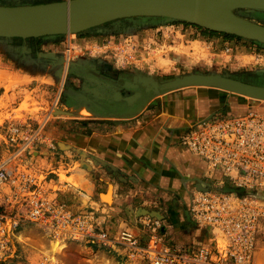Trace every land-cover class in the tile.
<instances>
[{"label": "crops", "instance_id": "obj_1", "mask_svg": "<svg viewBox=\"0 0 264 264\" xmlns=\"http://www.w3.org/2000/svg\"><path fill=\"white\" fill-rule=\"evenodd\" d=\"M167 24H160L163 25L160 27H166ZM154 27H144L142 39L151 36L156 41L154 32L160 28ZM96 32L105 34L109 31L103 28ZM11 41H0V47L17 51L18 46L10 44ZM48 53L50 55L54 51ZM51 57L54 63L63 60L60 55L59 58ZM99 61L104 62L99 68L91 66L93 62L80 63L84 71L77 73L80 74L77 93L81 99L76 111L89 107L92 111L88 110L94 116L72 111H66L65 115L49 116L43 122L44 131L54 142L55 148L44 143L35 145L25 160L27 166L38 175L50 193L74 209L106 206L108 214L104 226L113 230L115 223V230L110 231L112 234L126 226L138 231L137 224L141 217L149 215L144 211L147 209L162 215L161 232L166 243L183 246L188 242H183L181 238H188L191 239L189 243H197V239H201L199 245L208 244L212 237L210 231L192 219L189 213L190 200L195 190L218 184L220 177L217 173L211 176L207 163L180 140L199 119L220 113L228 114L233 110L237 114L243 113L250 108L246 104L249 101L230 97L229 93L226 98H220L216 90L223 91L221 89L184 87L158 96L145 97L144 93L129 104L123 98L133 95L135 90L123 85L126 81H132V76L137 72L145 74L144 70L136 67L123 69L125 67L116 66L102 56H99ZM96 62L94 65L97 66ZM109 66L115 68L112 69L115 73L107 71ZM65 69L60 81L62 86L67 74ZM26 73L35 78H42L43 73L49 74L43 70ZM55 73L49 75L56 82ZM120 74L122 79L118 78ZM116 92L121 93V100L114 99ZM11 104L9 109L13 107ZM71 106L69 101L59 104L58 100L56 103V107L63 111ZM221 107H224L223 112H217ZM12 119L0 124V142L3 140L7 143V128ZM25 120L33 125L40 122L34 116ZM9 154V150L0 149V161ZM224 183L222 187H216L224 189L226 180ZM109 191V196H104ZM175 235L181 238H175ZM84 248L116 259V253L112 250L92 246Z\"/></svg>", "mask_w": 264, "mask_h": 264}, {"label": "built area", "instance_id": "obj_2", "mask_svg": "<svg viewBox=\"0 0 264 264\" xmlns=\"http://www.w3.org/2000/svg\"><path fill=\"white\" fill-rule=\"evenodd\" d=\"M155 43L151 36L123 34L88 48L125 67L144 63ZM19 120L9 122L6 135L7 143L17 148L0 161V264L16 258L15 244H22L16 231L31 225L51 241L112 250L117 264H264V199L251 193L264 192V109L201 118L181 137V143L207 163L209 174L220 177L217 186L229 180L234 188L247 191L215 186L192 193L191 216L212 236L208 244L193 248L166 243L160 218L144 215L138 231L126 226L112 234L104 226L106 206L74 209L59 200L25 161L37 144L55 148L44 131L45 122ZM30 264L62 263L54 255L41 254Z\"/></svg>", "mask_w": 264, "mask_h": 264}, {"label": "rangeland", "instance_id": "obj_3", "mask_svg": "<svg viewBox=\"0 0 264 264\" xmlns=\"http://www.w3.org/2000/svg\"><path fill=\"white\" fill-rule=\"evenodd\" d=\"M24 2H28V0H0V4H18ZM239 11L244 16L264 24V11L246 9ZM124 22L126 26L122 25L124 27L115 28L105 34L96 32L97 29L105 27L100 26L101 28H96V30H92L93 32L55 35L54 39H39L32 44L35 46L34 50L26 45V43H24L25 46L23 48L18 46L17 51L5 50L3 47H0V111L6 110L0 113V124L10 118L25 120L33 116L38 117L43 124L51 115H65L66 113L54 112V109L57 108L56 103L58 100L59 104L69 101L72 106L65 111L76 113V110L79 109L76 107L78 106L77 103L81 99V96L77 93V89L79 88L77 87L79 82L78 76L80 75L77 73L84 71L80 68V63L93 62L91 66L97 68L104 63L99 61L98 55L91 54L88 47L92 43H102L105 39H118L123 34H133L140 39L142 38L141 31L144 29L143 24L145 21L130 20ZM152 22H155L153 26L160 28L154 32L157 40V43H155L156 48L146 55L144 63H138L137 66H125L124 69L136 67L135 69L144 70L145 74L153 75L160 79L191 72L230 73L242 80H253L264 84V75L256 72L257 70L264 69V45L245 38L227 37L221 33H205L198 27L181 24L182 22H170L166 27H160L163 25H160L159 21ZM134 25L142 26L135 27ZM150 30L152 31V29ZM21 43L23 42L14 41V39L10 42L13 45H20ZM71 46H73V49H71ZM49 51H54V53L47 55ZM59 55L63 58L61 63H54L53 59H50L52 58L51 56H54V58L58 56L59 58ZM71 62L78 63L79 66L75 65V68L69 69ZM94 62L98 63L97 66L94 65ZM105 65L107 67V64ZM109 68L107 71L113 69L110 66ZM64 69L65 73H67V79L65 77L62 86L60 81ZM38 70L48 71L49 74L57 72L56 82L55 78L47 73H43L42 78L26 75V72L36 73ZM113 70L112 72L115 73ZM116 73H119V71ZM71 78H74L75 82L71 81ZM216 93L220 98L223 96L226 98L228 95V92L220 90H216ZM229 94L230 97H239L249 101L246 103L250 105L249 109H264V101L245 98L233 93ZM10 102L13 106L12 109H9ZM84 108L87 109V107ZM223 108L221 107L217 112H223ZM46 111L47 113L43 115ZM234 114L237 113L233 110L228 112L226 116ZM70 116L72 117V115ZM93 116L94 114L88 117ZM0 149L9 150V153H11L16 147L2 140L0 142ZM220 176L222 175L220 174ZM226 182L225 191H236L241 194L247 193L246 190L234 188L229 180H226ZM216 185L214 183L211 187H215ZM256 192L260 191H252L251 193L255 195ZM261 194L264 195V192ZM108 203L111 204L112 202ZM113 226V230L110 228L108 230L113 232L116 224L114 223ZM19 232L21 233L17 236V240L22 244H15L17 249L15 253L16 258L11 263L7 262L6 264L36 263L41 254H52L62 264H114L112 259H109L106 254L88 251L79 243H57L51 241L42 234L39 228L33 225L26 227V229H24V226H21L16 231V233ZM174 237L178 238L179 236L175 235ZM181 239L183 242H188L183 245L186 248H193L202 242L201 239H197V243H189L191 239L188 240V238Z\"/></svg>", "mask_w": 264, "mask_h": 264}, {"label": "water", "instance_id": "obj_4", "mask_svg": "<svg viewBox=\"0 0 264 264\" xmlns=\"http://www.w3.org/2000/svg\"><path fill=\"white\" fill-rule=\"evenodd\" d=\"M225 4L232 5L230 11L222 10ZM241 9L264 11V0H54L0 4V41L12 40L14 37L26 39L82 33L111 21L145 18L144 27L153 26L155 22L152 21H159L160 24L188 22L264 45V24L244 16L239 11ZM77 64L71 62L69 69L75 68ZM256 72L264 75V69ZM194 85L211 86L264 101V84L220 72H191L164 79L137 72L132 76V81H126L123 85L134 89V94L123 98L120 92H116L114 99L123 98L132 104L144 93L145 97L158 96ZM87 109L91 110L89 107ZM58 111L67 113L60 109ZM210 187L206 185L202 189ZM255 195L264 199L260 192ZM144 211L163 219L158 211Z\"/></svg>", "mask_w": 264, "mask_h": 264}, {"label": "flooded vegetation", "instance_id": "obj_5", "mask_svg": "<svg viewBox=\"0 0 264 264\" xmlns=\"http://www.w3.org/2000/svg\"><path fill=\"white\" fill-rule=\"evenodd\" d=\"M28 2H32V3H34V2H36V0H28ZM143 19H140V20H137V21H142ZM122 21V22H121ZM124 21H130V20H124V19H121V20H116V21H111V22H107V23H105L104 25H103V27H104V29H107L108 31H110V30H113V29H115V28H120V27H122V25H125L126 23L124 22ZM124 22V23H123ZM94 30H96V28H93ZM91 31V30H90ZM53 37H56V36H45V37H39V38H26V39H24V38H20V37H15V38H13L14 39V41H19V42H23V43H21L20 45H17V44H15V45H17V46H19L20 48H23L24 46H25V44L24 43H26V45H28L32 50H34L35 49V46H33L32 44L34 43V42H36V41H38L39 39H47V38H53ZM124 69V68H123ZM126 71H128V70H124L123 72H126ZM119 77L118 78H120V79H122L121 77V74L120 75H118ZM121 76V77H120ZM250 82H254V83H258L257 81H253V80H249ZM124 82V81H123ZM122 82V83H123ZM78 112H80L81 114H93V113H91V112H89L86 108H84V107H82V108H80V110L78 111Z\"/></svg>", "mask_w": 264, "mask_h": 264}, {"label": "bare ground", "instance_id": "obj_6", "mask_svg": "<svg viewBox=\"0 0 264 264\" xmlns=\"http://www.w3.org/2000/svg\"><path fill=\"white\" fill-rule=\"evenodd\" d=\"M231 8H232V5H229V4H225L224 5V7L222 8V10H224V11H230L231 10ZM75 32H73V33H68V34H65V35H72V34H74ZM76 34V33H75ZM54 36V35H53ZM190 87H209V88H214V87H211V86H199V85H194V86H190ZM216 89H219V88H216ZM243 97H247V96H245V95H242ZM247 98H249V97H247ZM57 113H60L59 111H58V109H57ZM109 194H110V191H109V193L108 194H104V196H109ZM105 199H107V198H105ZM54 242H57V243H63L62 241H54ZM52 255V254H51ZM107 256V255H106ZM55 257V256H54ZM108 257V256H107ZM56 258V257H55ZM109 259H112V261H113V263L114 264H117L116 262H114V259L113 258H110V257H108ZM109 264V263H108Z\"/></svg>", "mask_w": 264, "mask_h": 264}, {"label": "trees", "instance_id": "obj_7", "mask_svg": "<svg viewBox=\"0 0 264 264\" xmlns=\"http://www.w3.org/2000/svg\"><path fill=\"white\" fill-rule=\"evenodd\" d=\"M49 1H54V0H44V1H36V2H34V3H41V2H49ZM183 24H186V25H193V26H195V27H198V28H200L203 32H205V33H221V34H223V35H225V36H227V37H239V38H242V37H240V36H236V35H231V34H226V33H222V32H217V31H213V30H208V29H206V28H203V27H201V26H198V25H195V24H191V23H188V22H182ZM15 38V37H14ZM35 38H39V37H35ZM241 194V193H240Z\"/></svg>", "mask_w": 264, "mask_h": 264}]
</instances>
